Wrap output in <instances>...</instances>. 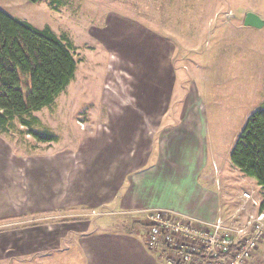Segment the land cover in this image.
I'll list each match as a JSON object with an SVG mask.
<instances>
[{
  "label": "rangeland",
  "instance_id": "obj_1",
  "mask_svg": "<svg viewBox=\"0 0 264 264\" xmlns=\"http://www.w3.org/2000/svg\"><path fill=\"white\" fill-rule=\"evenodd\" d=\"M0 8L69 38L79 62L56 103L33 114L29 130L55 142L17 120L0 132V252L69 250L53 264H82L73 252L89 230L144 235L146 213L121 210L117 199L171 133L172 145L189 151L191 142L193 158L206 142L202 178L217 189L219 214H235L245 191L264 200L230 162L247 118L264 105V28L243 24L250 12L264 19V0H0Z\"/></svg>",
  "mask_w": 264,
  "mask_h": 264
},
{
  "label": "trees",
  "instance_id": "obj_2",
  "mask_svg": "<svg viewBox=\"0 0 264 264\" xmlns=\"http://www.w3.org/2000/svg\"><path fill=\"white\" fill-rule=\"evenodd\" d=\"M78 64L69 38L58 37L50 28L38 29L0 8V132H8L16 120L28 130L38 124L33 114L56 103L74 81ZM29 131L43 143L57 140L49 132ZM230 162L264 191V105L247 118ZM260 210L264 211V201Z\"/></svg>",
  "mask_w": 264,
  "mask_h": 264
},
{
  "label": "crops",
  "instance_id": "obj_3",
  "mask_svg": "<svg viewBox=\"0 0 264 264\" xmlns=\"http://www.w3.org/2000/svg\"><path fill=\"white\" fill-rule=\"evenodd\" d=\"M188 126L193 127V125ZM188 126L184 124V129H187ZM171 135L172 133L169 136H163L165 141L161 143V151L158 155L156 154L152 166L149 165L139 173L126 176L128 185L124 188L122 196L117 199L120 209L131 213L166 209L188 218L213 222L219 216L221 204L217 189L212 186L208 188L206 185L209 184L202 178V172L209 167V159L206 154L208 146L205 141H202L201 146H204L205 155L203 156L202 152L199 153L198 150L193 158L190 156V153L192 155L193 152L191 142L186 140L190 147L189 151H186L185 146L181 144L176 142L171 144L173 142ZM164 142H166L165 147L162 149ZM196 142L199 143L201 140H198L197 137ZM167 143L171 144L168 153ZM176 155L181 159L178 160ZM113 179L114 183H117L120 178L115 175ZM187 179H189L188 186L185 184ZM248 181L251 182L252 187L255 186L259 191L262 190L257 186L255 179L249 178ZM121 186L120 184L118 192L122 190ZM187 187L189 192H187ZM165 194L177 196L170 199L165 198ZM94 227L96 228L97 224ZM103 229L89 230V234L80 237L82 246L80 243V251L73 252V255H79V258L83 260L82 264L87 261L92 264H165L159 254L153 253L147 248V231L143 235L140 231L121 233L117 231L105 232ZM23 235L26 234L23 233ZM21 236L22 234H20V239H22ZM70 253L69 250H66L56 254H46L42 257L40 252L34 251L33 256L30 257L31 253L27 251H6L0 252V259L3 262L6 259H16V264H25L26 258H34L37 254L39 256L34 262L26 264H53V255L63 257ZM72 263L74 264V261ZM249 264H264V242L259 246Z\"/></svg>",
  "mask_w": 264,
  "mask_h": 264
},
{
  "label": "built area",
  "instance_id": "obj_4",
  "mask_svg": "<svg viewBox=\"0 0 264 264\" xmlns=\"http://www.w3.org/2000/svg\"><path fill=\"white\" fill-rule=\"evenodd\" d=\"M243 206L213 222L188 218L166 209L146 211L147 248L165 264H249L264 242V211L242 216L247 206L261 208L256 190L240 196Z\"/></svg>",
  "mask_w": 264,
  "mask_h": 264
},
{
  "label": "water",
  "instance_id": "obj_5",
  "mask_svg": "<svg viewBox=\"0 0 264 264\" xmlns=\"http://www.w3.org/2000/svg\"><path fill=\"white\" fill-rule=\"evenodd\" d=\"M245 27L262 29L264 28V19L255 13H247L243 22Z\"/></svg>",
  "mask_w": 264,
  "mask_h": 264
}]
</instances>
